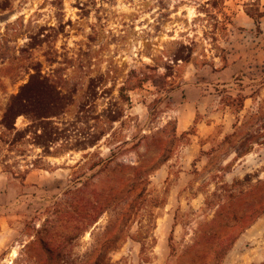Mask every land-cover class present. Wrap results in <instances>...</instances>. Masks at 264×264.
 Listing matches in <instances>:
<instances>
[{
	"label": "rangeland",
	"instance_id": "374dc122",
	"mask_svg": "<svg viewBox=\"0 0 264 264\" xmlns=\"http://www.w3.org/2000/svg\"><path fill=\"white\" fill-rule=\"evenodd\" d=\"M239 3L0 0V165L46 177L0 264H264V30Z\"/></svg>",
	"mask_w": 264,
	"mask_h": 264
},
{
	"label": "crops",
	"instance_id": "0c3cea01",
	"mask_svg": "<svg viewBox=\"0 0 264 264\" xmlns=\"http://www.w3.org/2000/svg\"><path fill=\"white\" fill-rule=\"evenodd\" d=\"M250 1L255 0H239V9L234 16L235 24L243 27L247 32L256 28L255 20L244 9V4ZM260 2L261 11L264 13V0H260ZM260 21L261 29L264 30V14ZM194 121V115L189 116V118L185 117L184 114L179 115L177 117V132H186ZM45 178V175L37 170L27 172L22 178L14 177L0 165V256L3 248L7 246L13 237L14 225L17 223L18 217H21V214L19 215L15 211L20 207H27L30 202H36L40 198L38 193L43 191L41 185L44 183ZM262 224H264V216L248 228L245 234L247 235L253 230L258 231L259 226ZM252 259L253 262H258L254 257Z\"/></svg>",
	"mask_w": 264,
	"mask_h": 264
},
{
	"label": "trees",
	"instance_id": "16d2710c",
	"mask_svg": "<svg viewBox=\"0 0 264 264\" xmlns=\"http://www.w3.org/2000/svg\"><path fill=\"white\" fill-rule=\"evenodd\" d=\"M246 12L248 15H250L255 20V22H256L259 30H260V17L263 16V13L256 14V13H253L252 11H250L249 9H246ZM32 91H36V94H39V92L44 93V92L50 91V88H49V86H45L44 84L40 85L37 88H32L29 85V86H26L23 90H21L18 94L12 96L11 101L8 105L7 111L1 120V125H2L3 129H8L11 126L10 125L11 122L9 121V118H8L10 116V114H14V115L23 114L26 111V108H29L30 106H32V109H30V110H36V109H33L36 107L35 106L36 104L34 103V101H28V98H30V97L27 95V93L31 94L30 92H32ZM28 103H29V105H28ZM38 110H40V109H38ZM12 127L15 128L14 125ZM0 139H2V138L0 137ZM107 162H108V160H104V163H107ZM257 212L258 211H256V213ZM256 213H250L249 215H247V214H241L240 212L235 211V212H232L229 214L228 213L225 215L223 214L224 217L220 214V217L223 218L225 223H229L230 221L235 223L240 218H242L243 215H245V216L249 217V221L247 222V225H246V227H249V225H251L252 222L255 221V219L260 217V215H259L260 212L258 214H256ZM236 239H237V237L235 236L231 242L234 243L236 241ZM232 245L233 244L223 246L222 250L219 251V253L217 254L216 262H213L211 264H222L223 259L225 258L228 251L232 248ZM56 248H57L56 250H58V251L60 250L59 247H56ZM46 250H47L48 254H52L55 252V250L51 247H47Z\"/></svg>",
	"mask_w": 264,
	"mask_h": 264
}]
</instances>
